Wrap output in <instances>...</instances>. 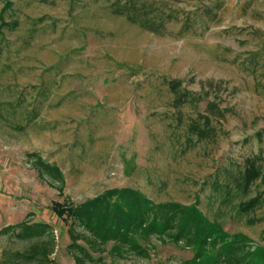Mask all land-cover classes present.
Listing matches in <instances>:
<instances>
[{"label": "rangeland", "instance_id": "obj_1", "mask_svg": "<svg viewBox=\"0 0 264 264\" xmlns=\"http://www.w3.org/2000/svg\"><path fill=\"white\" fill-rule=\"evenodd\" d=\"M12 1L4 17L19 25L0 34V231L23 221L50 228L29 238L1 231L0 264H79L53 204L127 187L156 203L199 199L225 232L247 237L244 252L264 246V204L242 215L208 200L220 167L264 149V0H131L132 16L117 11L129 0ZM175 81L204 99L177 107ZM211 101L226 114L207 110ZM192 124L214 129L201 139ZM76 232L94 258L84 264H198L193 246L168 236L142 239L148 255L121 256L114 242L101 251ZM41 245H51L47 259L25 257Z\"/></svg>", "mask_w": 264, "mask_h": 264}, {"label": "trees", "instance_id": "obj_2", "mask_svg": "<svg viewBox=\"0 0 264 264\" xmlns=\"http://www.w3.org/2000/svg\"><path fill=\"white\" fill-rule=\"evenodd\" d=\"M120 2V0H119ZM131 0L126 6L117 8L120 13L130 12ZM14 2L5 0L0 17V34L5 28L15 29L19 25L17 19L7 20L5 13L13 11ZM146 26V25H145ZM148 27V26H147ZM150 29H155L149 26ZM175 92V105L179 108L184 105L197 106L202 99L199 93H194L182 88L181 81L172 83ZM216 109V111L214 110ZM207 110H213L219 115H225L227 109H221L217 103L211 101ZM2 105L0 104V112ZM34 118L38 111L34 110ZM200 116L211 124L210 114L199 112ZM213 127H201L192 124L190 130L195 131L201 139L213 131ZM259 139H263V132L258 133ZM30 153V156L36 155ZM41 169L65 179L61 169L45 160L41 162ZM57 174V175H56ZM260 183H264V149L261 148L252 155L247 156L242 163L230 162L227 166L220 167L211 180V193L208 196L212 205L218 202L220 207H235L242 215L256 211L264 204V192L258 190ZM255 186V195H251ZM199 196V195H198ZM200 198V196H199ZM201 199V198H200ZM201 201V200H200ZM199 199L191 205L178 202L156 203L146 194L132 188L108 189L95 198L88 199L80 204L66 205L55 202L54 212L70 224L69 232L72 236V247L78 248L84 259L79 258V264L93 260V255L78 243L80 236L76 234V226L80 225L87 230L96 241L94 245L100 246L101 251L105 245L114 242L113 253L123 256L127 252H139L148 255L146 246L141 240L148 241L153 235L168 236L176 244L186 242L187 246H193L195 250L194 262L198 264H220L225 256L230 264H264V246H257L253 250L244 252L248 239L243 234L230 235L224 231L219 220H213L201 210ZM72 221L70 222V220ZM254 223V220H251ZM18 229V233L24 238L40 235L50 225L43 223H30L23 221L16 225L3 228V232H12ZM0 231V232H1ZM54 245V240L51 241ZM51 245L31 246L26 258H34L36 253L42 251L44 258H48V249ZM243 252V253H241ZM21 253V252H19ZM226 261V262H228Z\"/></svg>", "mask_w": 264, "mask_h": 264}, {"label": "built area", "instance_id": "obj_3", "mask_svg": "<svg viewBox=\"0 0 264 264\" xmlns=\"http://www.w3.org/2000/svg\"><path fill=\"white\" fill-rule=\"evenodd\" d=\"M0 170H1V164H0Z\"/></svg>", "mask_w": 264, "mask_h": 264}]
</instances>
